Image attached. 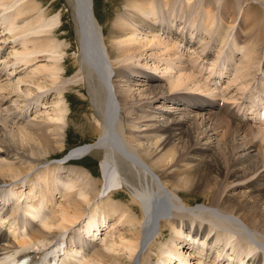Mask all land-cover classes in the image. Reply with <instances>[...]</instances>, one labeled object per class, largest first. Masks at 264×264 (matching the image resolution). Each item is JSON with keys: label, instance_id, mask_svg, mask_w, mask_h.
Wrapping results in <instances>:
<instances>
[{"label": "bare ground", "instance_id": "6f19581e", "mask_svg": "<svg viewBox=\"0 0 264 264\" xmlns=\"http://www.w3.org/2000/svg\"><path fill=\"white\" fill-rule=\"evenodd\" d=\"M4 1L0 0L1 8L7 5ZM63 2L67 3L66 8L73 17L77 38L76 43L72 44V48H78L77 53L79 54L78 60L74 61V66L80 72L70 82L91 100L99 123V127H89L90 129L86 130V134L91 132L96 136L94 143L72 150L70 157L72 161L80 163L84 162V158L90 154L91 156H100L103 178L107 183L105 182L103 186V179L92 183L91 177L93 176L87 175L88 172L84 171L85 169L67 171L63 169V164L59 163L48 168L40 165L57 156L56 153L60 151L59 149L62 150L65 141L69 140L70 128L66 129V119L69 117L70 109L65 107L62 101L55 104L56 110H54L52 118H44L36 122L35 119L32 121L25 119L23 123H18L21 126L14 127L12 126L14 124H8L11 120L7 115L12 113V117H17V119L19 116L12 108H5L9 102L7 98H0V261L19 262L22 259L31 258L34 260L32 264H150L153 258L148 249L155 241L158 243L164 240V227L187 217L199 223L201 221L210 223L220 230L216 231L207 224H197L196 226L193 223L185 224L184 228L188 227L186 231L182 229L185 235L191 236L196 241L206 237L209 240L211 234L210 241L207 245L197 247V251H195L197 256L192 255V259L195 261L191 260L189 263H185L182 256H187L188 253L185 254V252L192 251L191 242L188 239L186 241L184 235H177L163 247L162 255L165 254L167 258L165 263L159 261L158 264H171L175 259L180 264H224L226 262L231 264L233 261L236 264H244L246 260L248 264H254V261L263 264L264 215L259 210L264 203V174L258 175V178L256 176L264 169V130L252 127L249 118L245 119L243 116H239L230 108L231 106L218 111L211 108L198 110L195 108L196 105H200L198 101L193 105L190 104L191 100L179 101L178 98L183 94L176 91L194 78L192 74H186L187 72L183 77L180 75L181 78L174 80L170 78L172 80L169 88L158 84L155 76L148 78L145 76L146 74L137 73L138 69H133L131 74H127L129 71L127 66H120L116 76L112 78L108 60H111L115 55V58L130 57L140 51L138 48H133L138 40L130 41V38L141 30L146 35H154L153 37L162 34V36L173 39L172 42L176 41L181 45L186 44L185 41L191 44L192 40H189L188 34H184V40L183 33L180 35L177 31V26H180L178 19L181 20L183 16L179 12H175L174 6L165 5L164 0L162 3L160 2L165 7L162 17L159 16L158 3L156 2L126 0L123 16L118 17L114 22L115 29L110 31V27H106L102 31L101 27L107 24L110 19L111 7L118 1L60 0V3ZM211 2L213 3V0ZM209 5H206L204 10L207 19L203 21L202 26L204 31L207 30V33H213L211 28L214 22L213 16L218 10L214 6V10L209 11L207 8ZM38 9L36 4L31 5L28 10L22 8L18 12L17 18L12 20L13 23H17L21 28L25 22L33 21L34 16L37 15L32 14V11L36 12ZM151 9H153L152 14ZM105 14H107L106 18L102 16ZM190 14L193 13L190 12ZM67 16L65 14L62 20H66ZM198 16H195L196 19H193L192 25L196 23ZM44 18L42 14H38L35 22L43 23ZM249 22V28L242 32L246 39L243 49H241L244 54L241 68L245 70L249 69L255 60L260 62L261 57V51L258 49L262 42L259 34L262 25L255 19L253 21L251 16ZM152 23H160V29L151 31ZM57 24L58 20L52 19L48 21V24H42L44 26L41 28L40 25V29L33 33L34 37L35 35L38 37L32 39L29 37V40L23 43L26 49L15 50L14 57L19 58V60L16 59L17 64L24 63L22 65L24 68L31 67L34 62L51 59L54 63L35 68L36 72H33V75L37 76V73L45 75L44 78H47L49 83L51 82L53 89L59 92V96L62 95L61 97L67 103H71L74 97L69 93L71 90L68 91V88H65L66 80L60 82L62 87H56L57 82L62 80L60 58L55 56L60 54L56 50L60 45H57L54 37L47 34H51ZM243 24L246 25L245 19L240 25ZM219 27L224 29L227 35L229 34L223 42L221 52L224 53L223 50L229 43L234 49L238 37L235 36L232 41L229 40L233 32L230 30L232 27L223 28L220 24ZM66 29L69 31L67 26ZM9 31L12 32V30ZM13 32L12 39L21 35V33ZM105 36L115 40L119 45L121 44V47L118 46V49L111 47L114 51L111 52L105 45ZM128 36H130L129 39L124 42L123 40ZM65 38L72 42L71 34L67 33ZM160 44L157 46L160 47ZM27 45L28 47L32 45L31 50L27 49ZM165 51L163 54L168 55L171 60H176L180 54H178L179 51L175 52L173 48L170 50L169 47ZM201 59L202 62H210V52L202 55ZM192 73L194 72L192 71ZM33 75H31V79L34 78ZM137 76L142 78L143 85L138 83L140 80ZM123 77L124 80H121ZM134 83L137 84L133 85ZM42 84L37 85L38 90L46 88ZM135 86H142L144 90L134 89ZM198 88L200 87L198 86ZM188 89L189 87L186 88V90ZM30 102L24 103L25 107L29 106ZM39 102L40 100H37V103ZM179 102H183L184 105H176ZM251 105H253L251 107L254 113L263 121L264 98L259 103L253 100ZM2 114L5 115L3 118ZM12 121L17 122L13 119ZM218 121L230 123L236 128L240 143L238 149L245 155L238 157L241 164L239 167L237 165L233 171L229 167L231 170L228 172H199L205 167H211L209 159L211 155L209 157L207 155L211 153L213 155L217 147L225 146L221 143L225 141H223L222 131L216 125ZM222 122L220 123L222 124ZM207 124H210L211 127L205 129ZM187 142L189 143L185 152L187 156H184L179 150V146ZM181 154L183 156L180 157ZM179 157L181 159L187 157V159L184 158L186 161L182 160L181 162L178 160ZM214 158L216 159L215 155ZM254 164H256V168L259 166L258 170L250 172L251 166ZM34 166L40 168L37 172L34 171L37 173L36 178L39 185L36 182L32 185L33 182L29 184L28 189L23 180L26 175L31 173L26 170H31ZM213 175L221 177L224 181L220 187L216 188L215 183L211 182ZM62 181L70 183L68 191L66 190L69 197L68 202L63 204L58 211L60 212L58 218L51 215L43 223L37 224V219L41 218L45 209H48L47 205L55 200L57 192L60 194L59 185ZM43 183H48L46 188L43 187ZM108 185L111 190L108 188L106 192L104 187ZM255 186L257 189L255 188L253 191ZM78 187L83 188L80 189L78 197H76L73 190ZM124 189L132 194V205H129V209L120 203L112 202L114 199L123 201L128 196ZM242 189H247L248 193L239 192ZM101 191L104 193L101 194ZM109 191L111 195L105 198V194L108 195ZM21 192L40 194L41 200L38 201H35L36 196L28 195L26 207L32 210L31 215L34 217L30 215L29 210L24 208L25 204L21 202L19 196ZM198 194L202 198L205 197L206 201L203 205L194 207L191 205L192 201L189 200V197L191 199L197 197ZM244 194H248V196ZM62 195L64 194L62 193ZM17 196L19 197L18 204H14ZM95 202L100 205H97L96 209L98 217L93 216L94 208L89 213L88 220H84L87 218L88 209ZM48 211L50 210L48 209ZM116 214L118 217L115 218V221L121 223V227L125 228L122 230L124 233L120 234L116 241L107 239L108 241L104 240V242L100 238V242L104 243L98 244L99 234L103 235L102 225L104 227L106 222ZM95 218L96 220H94ZM72 233H78L79 236L78 239L73 237L69 244ZM222 236L231 242L238 241V248L230 247L232 250L226 251V248L225 251L224 249L220 250L219 240ZM235 237L236 240L233 241ZM242 244L245 248L242 247ZM63 245H65L64 250ZM211 245H215L213 246L215 247L214 252L208 249L209 247L213 248ZM215 252L218 256L216 255L217 257L215 256V260L211 263L209 259ZM229 252L239 253L240 260H233L231 255H227ZM50 256L51 259H49ZM195 256L201 258L200 263H197Z\"/></svg>", "mask_w": 264, "mask_h": 264}, {"label": "rangeland", "instance_id": "374dc122", "mask_svg": "<svg viewBox=\"0 0 264 264\" xmlns=\"http://www.w3.org/2000/svg\"><path fill=\"white\" fill-rule=\"evenodd\" d=\"M104 1H108V0H104ZM116 1L118 2L113 7H111V16L108 21L109 23L107 22V24H104L101 27L102 31H104L106 27H110V31L115 29L114 27L116 26V24L114 22L117 20L118 17H121L124 14V5L126 3V0H116ZM151 1H153L154 3L155 2L158 3L157 11L159 13V16L162 17L163 14L165 13V7L163 4H161L163 0H151ZM164 2H165V5L169 4V5L174 6L175 12H179L180 15L183 16L181 20L178 19V23L180 26H177V31L180 33V35L183 33L182 35L183 37H184V34L185 35L188 34L189 40H192L191 44H188L190 42H187V41H185L186 44L184 45L183 44L181 45V43H178L176 41L172 42L173 39L162 36V34L161 36H155L156 37L155 38L153 37L154 35H150V34L146 35L142 33V30H141L137 32L133 37L130 38L131 39L130 41L138 40V42L135 43L136 46L135 44L133 45V48H138L140 51L133 54V56L131 55L130 56L131 58L129 56H126V58H115L116 55L115 56L111 55L113 56V58L111 60L109 59L108 63H109V66L111 67L110 69H111V73L113 76L112 78L116 76L118 72V68L120 66L121 67L127 66L129 68V71L127 74H131V72L134 71L133 69H138L139 72L137 73L146 74L145 76H147L148 78L155 76L156 80L158 81V84L169 88L170 86L169 84L172 79L174 80V79L181 78V76L183 77L184 74L187 72L186 74L188 73L192 74L194 78L192 77L193 78L191 79L192 81L190 80H189L190 82L187 81L188 83H186L184 87L182 86L176 91L179 94H183L181 95V97L178 98L179 101L191 100V103L189 102L191 105L196 104V102L198 101L200 105H196L195 107L198 110L200 109L208 110L211 108L213 110L218 111L220 109L226 108L227 106H231L230 108L234 110L236 114L238 113L239 116L241 117L243 116V118L245 119L249 118V121H250L249 123L252 125V127L254 126V128L256 129L260 128L264 130L263 128L264 120L262 121V119L259 118L256 113H254V110L251 107L254 105V104L251 105L253 103V100L259 103L260 100L264 98V72H263L264 71L263 70L264 69V0H213V3L211 2V0H164ZM4 3L7 5L4 8L0 7V10H1L0 11V88H1L0 98H3V97L7 98L9 102L6 104L5 108L7 107L12 108L13 110H15V113H17V116H19L17 119V117H14V116L12 117L11 115L12 113H9L7 117L9 116L8 118L11 120V122L8 124L10 125L14 124L12 126L17 127L20 125L18 123L19 122L23 123L25 119H29L31 121L32 119L33 120L35 119L34 121L36 122V121H41L44 118L45 119L52 118V115L54 114V110H56L55 104L58 103L59 101H62L64 103V106L70 109L68 113L69 117H67L66 119V124H67L66 129L70 128L69 129L70 131L69 140L65 141L64 148L62 150L59 149L60 151L56 153L58 154L57 156L52 157L49 160V162L42 163L40 165L42 167L48 168L49 166L53 164L59 163V164H63V169H66L67 171L85 169L84 171L88 172V173L85 172L87 173V175L93 176V177L90 176L93 179L92 183L99 182V180L103 179V186H104L106 181H104L105 179L103 178V172L101 170L102 159L100 156H91L90 154L84 158L85 160L84 162H80V163L72 161V158L70 157V155L72 154V150L82 145L94 143V141L96 140V136L92 135L91 132L86 134V130L90 129L89 127H94V126L99 127L98 126L99 123L97 122L96 111L93 109L91 100L88 98L86 94L84 95L82 94V92L79 91V89H76L75 85H73V83L70 82L76 75L79 74L80 71H78L79 69L74 66L75 64L74 61L78 60L79 54L77 53L78 48L76 49L72 48V44L76 43L77 37H76L75 28H74L73 17L71 15V12H68V9L66 8L67 3L65 4L64 2L60 3V0H13V1L5 0ZM33 4L34 5L36 4L39 7V9L36 12L35 10L32 11V14L34 13L37 16H34L35 18H33V21L31 20L30 22H25L24 25H22L21 27L22 29H21L20 26L17 23H13L14 21L12 20H15L17 18L18 12L22 8H26V10H28L29 7ZM208 4H210L207 7L209 11L214 10L213 8L214 6L218 10L217 12L214 13V16H213L214 22L211 27L213 30V33L211 32L212 34L207 33L206 29L204 31L203 26H202L203 21L207 19L204 10L206 8V5ZM190 12H192L193 14H190ZM152 13H153V9H151V14ZM38 14H42L43 17H45L43 23L39 24L35 22L36 21L35 19L36 17H38ZM65 14L68 15L67 19L62 20V17L65 16ZM106 15L107 14L102 15V16L106 18ZM195 16H198V18H197L196 23L192 25L193 19H196ZM250 16L253 17V21L255 19V21L260 22L262 25V28L259 31L262 42H260L261 46L258 49L259 51H261V57H260V62L258 60H255L253 64L251 65V67L245 70L244 68L243 69L241 68L242 67L241 60H243L242 57L244 55L241 49H243V46L245 44V39H246L242 35V32L249 28V23H250L249 17ZM236 18L237 20L235 21ZM52 19L56 21L58 20V24L55 26V28L52 29L53 32L47 35H51L52 37H54L55 40L57 41V45H60L59 48L56 49L58 50L57 52H60V54H57L55 56L57 58L58 57L60 58L59 60V63L61 65L60 74L62 78V80L57 82L56 87H62L60 82L66 80L67 85L65 86V88L67 87L68 91L71 90L69 93L70 95H73L74 97L71 103L69 102L67 103V101L64 100L63 97H61L62 95L59 96V92L56 89L55 90L53 89V85L51 84V82L49 83L47 81V78H44L46 77L45 75H40L39 73H37V76L33 75V72H36V70H34L35 68L37 69L38 67H43L41 65H51V63H54L51 59H46V60L43 59L42 62H37V63L34 62V64H32L31 67L29 66V67L24 68L22 67L24 63L17 64L16 59L19 60V58L14 57V53H15L14 51L15 50L22 51L24 48L26 49V46L24 47L23 43L29 40V37H31V39L38 37L37 35H35L34 37L33 33L38 31L42 26L48 24V21ZM243 19H245L246 25L244 24L240 25ZM219 24L220 26H223V28H228L229 26L232 27L230 29L233 31L232 36L229 39L230 41H232L235 36L238 37V42L234 44V49L231 48L230 43H229V45L225 46L223 50L224 53L221 52V49L223 48V42L226 40L229 34L227 35L224 29H221L220 27L218 28ZM159 25L160 23H152L151 31H158L160 29ZM66 26L67 28H69V31L68 29H66ZM58 29L60 30L58 31ZM9 30H12V32L15 31L16 34L21 33V35L19 34V36H16L15 39H12V34L14 32L12 33ZM67 33L71 34L72 42L65 38V35ZM129 37L130 36L125 38L123 41L127 42L126 40H128ZM151 40L153 41L151 43H148ZM166 40H168L167 41L169 42L168 44ZM184 40H185V37H184ZM105 42H106L105 45L107 46V49H109L111 52L113 51L111 47H115L116 49H118V46L121 47V44L119 45L118 42L108 38L107 36H105ZM156 42H158L159 44L161 42V44L163 45L160 44V47H159L157 46L159 44ZM164 44H166L165 46L170 44L167 47H169L170 50L173 48L175 52L176 50L179 51L178 54L180 53L179 55L182 57L178 55V58L179 57L180 58L179 59L177 58L176 60H171L170 58H168L169 56L165 55L166 54L165 49L167 47L165 48ZM171 44L174 46L172 47ZM29 46L30 47H28L27 45L28 47L27 49L30 48L29 50H31L32 45H29ZM164 51H165V54H163ZM209 52L211 54L210 62L208 61L202 62L201 61L202 55H204L205 53H209ZM199 57H200V60H199ZM212 65L214 66L212 67ZM22 68L24 70H21ZM241 70L242 72H240ZM192 71L194 73H192ZM67 72H68V75H66ZM237 73L240 74L239 75L240 77L238 76ZM31 75L34 76L33 79H31L32 77ZM141 79L142 78L138 77V80H140L138 81V83L143 85V83L141 82L143 80ZM121 80H124V77ZM38 84L45 85L46 88L44 90H38L37 88ZM136 84L137 83H134L133 85H136ZM198 86L201 89L198 88ZM56 87L54 86V88ZM188 87L190 90L189 89L186 90V88ZM72 88L74 89L72 90ZM138 88L141 90L143 89L142 86L141 87L135 86L134 89H138ZM39 95L40 97L42 95L41 99H39L40 98ZM37 100H40V102L37 103ZM27 101H31L30 102L31 104L27 106L26 108L24 103L27 104ZM159 105L161 106L162 103ZM176 105L183 106L184 103L179 102ZM248 108L252 110L251 111L252 113L250 112ZM91 109H93L92 112H91ZM4 116L5 115L3 114L1 115L2 118ZM12 119L14 121H17L15 122L16 124L12 121ZM220 122L219 121L216 122L217 123L216 125H218L217 126L218 129L222 131L223 133V141L225 142H221V143L223 145L225 144V146L224 147L219 146L217 147V150L218 149L219 150L218 151L215 150L213 155L212 153L207 155V157L211 155L209 159L211 161L212 168L205 167L199 172H228V170H231V169L233 171L237 165L239 167V165L241 164V160L238 157L245 155L244 152L240 153L238 149L240 147L239 146L240 143L238 141L239 135L236 132V128H234V126H232L230 123L222 122L221 124ZM208 127L210 128L211 125L207 124L205 129ZM188 144L189 143L187 142L179 146V150H181V153H183L184 156L186 155L185 152H186V149L188 148ZM183 155L181 154L180 157ZM214 155L217 160L214 158ZM184 158L187 159V157H182V159L180 158L178 160H180L181 162L182 160L186 161V159L184 160ZM229 167L231 169H229ZM257 168H256V164H254V166H251L250 172H253V171L257 172L258 170ZM39 169H40L39 167L34 166L31 170L29 169L26 170L27 172H31L28 175H26L24 178L25 180H23V182L27 184L26 187L28 189H29V184H32L33 182L34 183L32 185L36 183H38L39 185V182L37 181V178H36L37 173L34 172V171L37 172ZM261 174H264V169L263 171L261 170L260 174H257L256 177L258 178V175H261ZM216 181L218 184L216 183ZM211 182H214L217 188V187H220L224 181L222 180L221 177L217 175H213V179L211 180ZM42 185L44 188H46V185H48V183L46 184L43 183ZM69 185L70 183H67L66 181H62L60 183L59 185L60 194H58L57 192L55 200H52V203H49L50 207L49 205H47L50 211H48V209H45L44 214L41 216V218L37 219L36 221L37 224L43 223V221H45L46 219H49L51 215L55 216L56 218L59 217L60 212L58 211L60 210L63 204L68 202V199H69L68 194L66 192V190L68 191ZM88 187L90 188V186ZM81 188L78 187L73 190V194L75 193L74 196L78 197L77 195ZM104 188L106 189V192L108 191V188L111 190L109 185L107 187L105 186ZM255 188L257 189V187L255 186L253 187V191ZM30 190H33V189H30ZM120 191H122V188H120ZM124 191L126 190L124 189ZM61 192L64 195H62ZM126 192L128 196H126V198H124L123 201L114 199L112 202L120 203V205L126 206V209H127L129 205H132V202H131L132 194L129 193L128 191ZM239 192L248 193V190L242 189ZM103 193L104 192L101 191V194ZM28 195L36 196L37 198L35 199V201L41 200V198H39L40 194H36V193L26 194L24 192H21V194H19V196L21 197V202L25 204L24 208L26 210H29L30 215H31L32 210L26 207V203L28 201ZM109 195H111L110 191H109V194L108 195L105 194L104 197L106 198ZM244 195L248 196V194H244ZM22 198H24L25 200H23ZM18 199L19 197L17 196V198H15L14 200V204H18ZM189 200L192 201L191 205H193L194 207H197V206L203 205L206 201V198L205 197L202 198L201 195L198 194L197 197H194L191 199L189 197ZM29 204L30 203H28V205ZM97 205H99V203L95 202L94 204L90 206V208L87 211V218H85L84 220L86 221L88 220L89 213L94 208L96 210ZM30 206L32 205L30 204ZM106 206L109 207L108 205ZM38 207L39 206L37 205V208ZM95 210L93 212V216L97 218L99 214L97 210L96 211ZM259 212H261L264 215V203L262 204V207H260ZM55 213L57 214L55 215ZM117 217L118 215L116 214L115 217L114 216L111 217V219H109L106 222L104 227L102 225V229H104L102 233L103 235L99 234V237L97 238L98 244H103L105 241H108V240L116 241L118 237L120 236V234L124 233V231L122 230L125 228L121 227L120 225L121 223H118V221H115L116 220L115 218ZM96 218L94 220H96ZM189 223L191 224L193 223L195 226L197 224H207L213 227L216 231L220 230L217 226L215 227L211 225L210 223H206L203 221L199 223L197 221L190 220V218H187V217L177 220V222L174 224H168L167 225L168 227L167 226H166L167 228L164 227V230H163L165 231L164 237H163L164 240L159 241L158 243H156L157 241H155V243L153 242L154 244L152 243L153 245L148 249L150 256H152L153 258L150 261V264H158L159 261L161 263H165L167 258L165 254L162 255L163 249H164L163 247L169 244L177 235H182V236L184 235L183 237L185 238V240L187 241L188 239L191 242L192 251L190 250L189 252H185V254L188 253L189 257L188 255L182 256L184 258V262L189 263L191 260L192 261L194 260L192 259V255L197 256V254H195V251H197V247L201 245H207L212 235L211 234L209 235L210 236L209 240L206 237L205 239L201 238L195 241L191 236L188 237L187 234L185 235L182 232V229L186 231L188 227L184 228L185 224H189ZM190 226L192 227V225ZM76 235L77 237H75ZM78 236H79L78 233H72L69 239V244L71 243V239L73 237L74 239H78ZM100 238L102 241L104 240L105 241L100 242ZM235 240H236V237L235 239H233V241ZM219 242H220V247H219L220 250L224 249V251H225V248H226V251L232 250V248H235V247L238 248V243H239L238 241L236 242L228 241L227 238H224L223 236L219 240ZM228 245L230 246L228 247ZM213 246L215 245H211V247ZM242 247H244V244H242ZM64 248L65 247H63V250ZM214 248L215 247L211 249L209 247L208 249L213 250L214 252ZM216 255L217 254L215 252L213 257L209 259L211 263L215 260ZM227 255H231L233 260L234 259H237V261L240 260L239 253L234 254L233 252H229V254ZM255 258L258 259L257 257ZM196 260H197V263L201 262V258L199 257H196ZM258 263L259 261H254V264H258ZM171 264H180V262L175 259L173 260ZM224 264H229V263L226 262ZM231 264H236V262L233 261L231 262ZM244 264H248L247 260Z\"/></svg>", "mask_w": 264, "mask_h": 264}]
</instances>
